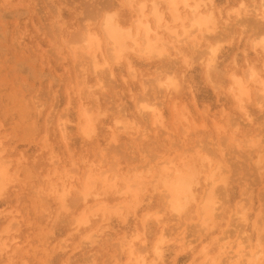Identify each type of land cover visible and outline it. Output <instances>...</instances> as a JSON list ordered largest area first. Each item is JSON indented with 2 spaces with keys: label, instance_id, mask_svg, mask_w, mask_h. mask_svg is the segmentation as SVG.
Returning a JSON list of instances; mask_svg holds the SVG:
<instances>
[{
  "label": "rangeland",
  "instance_id": "1",
  "mask_svg": "<svg viewBox=\"0 0 264 264\" xmlns=\"http://www.w3.org/2000/svg\"><path fill=\"white\" fill-rule=\"evenodd\" d=\"M151 1L0 0V264H264V0H188L215 26L185 43L190 8L173 22L159 2L157 26ZM106 15L139 37L142 17L166 55L114 60ZM168 75L177 87L160 85ZM160 167L182 170L176 199ZM90 169L109 187L84 199Z\"/></svg>",
  "mask_w": 264,
  "mask_h": 264
},
{
  "label": "bare ground",
  "instance_id": "2",
  "mask_svg": "<svg viewBox=\"0 0 264 264\" xmlns=\"http://www.w3.org/2000/svg\"><path fill=\"white\" fill-rule=\"evenodd\" d=\"M128 1H130V3H131V1H133V0H128ZM187 1L188 0H152L150 2L151 3V8L149 9L148 13H149L150 16H152L153 20L155 21V24L158 26L160 24V22L164 18L163 11L159 9L158 5H159V2H163V3H165L167 5L166 6V10H167L169 16L171 17V20L173 22H177V21L183 22L184 20H186L187 16H182V14H180L179 3H181L184 6H186V7L188 6L190 8V10L188 12L189 14L187 13L188 14L187 21H189V23H188L189 25L187 26L188 28H184V34H187V32H189L190 30L192 31V29H194V28L197 29V31L199 33H201L199 30L205 28L206 31H207V34L204 33V35H206V36L209 35L210 36L211 35L210 33L214 29L209 27V25H211L212 27L215 26L214 25L215 24L214 23V17H212V13L211 12L210 13H208V12L207 13L200 12L199 11V6L200 5H199L198 1H196L193 6H189ZM146 2H147V0H146ZM241 5H242V3H241ZM138 7H139L138 8L139 15H141L142 17H145V14H144V9L146 7L145 2L142 3L141 5H139ZM232 11H234V10H232ZM236 13H237V11H236ZM142 17H138L136 19V21H135V26H136V29H137L136 31L138 32L140 30V32H142L140 37H139L138 33H135V34L132 33L130 28H127V27H124V26H121L120 24H118L114 20V17L112 15H106L104 17V19L102 20V24H101V30H102V32L104 34L105 39L110 43V48H109L110 53L109 54H110L111 58H113L114 60L118 61V60L122 59L123 56L125 55V53H127V52H133L136 55H138L140 57H145V58H151V57H157L158 58V57H161L163 55H166V54H164V51H165L164 50L165 46H163L164 43H161L163 45H161L159 43L160 44V46H159L158 42H160V38L156 37L154 33H152V35L154 37L153 36L152 37L149 36L151 31H152V28L149 26V23L146 20H145L146 22H143V18ZM261 17H263V16H261ZM167 26L168 25L166 24V27ZM154 32H155V30H154ZM184 34H183V36H185ZM190 34L189 35L187 34L188 36H185L184 39L182 38L183 40H181V42H180V39H179L181 34H177V36L175 35L177 39L175 38L174 35L172 37H173V39L175 38L176 41L179 42V43H185V42H187L188 39H190L193 36L192 34L191 35ZM216 37H215V39H216ZM85 39H86L87 44H86V47L84 48V52L89 53V52L94 51L96 48H98L99 39H98V37L95 34L87 32L86 36H85ZM173 39H172V41H173ZM165 42H166V40H165ZM166 46H167V44H166ZM219 50H220V46H219L218 43L217 44L214 43L213 45H209L208 50L206 51L207 52V56H208L207 59H206V63L207 64H210L213 61V59L218 54ZM92 66H93V70L94 71H98V69L102 66V64H99L95 60V61H93ZM250 70H251V72L248 73L249 77L252 80L256 81V76H257L256 71L253 68H251ZM128 72H130V73L134 72V68L132 66H129L128 67ZM159 83H160V85H164L165 84L167 88L169 86H174V85L176 86L175 81L173 80L171 75H168L165 78L164 81H160ZM245 84L246 83L243 84L240 81L237 82L239 95L247 97L248 96V90H247L248 88H246ZM261 84H262V88L260 89V93L262 95H264V83L262 82ZM175 86H174V88H175ZM146 108H151L152 111H154L153 107L143 106L144 110H146ZM158 114H155L154 116H160L161 115V114H159V115ZM81 129L85 133L84 126L81 127ZM91 166L93 167V165H91ZM6 167L4 165L0 166V190L6 184V179H7V178H5V176H6ZM161 168H162V170L160 171ZM160 169L158 170V171H160V177H159L160 179L159 180L163 184L167 185L168 190L170 191V194L172 195L173 199H176V196H178L180 193H183L184 190H186L188 188L187 180L186 181L182 180V178L185 177V176L181 175L182 170L176 169L174 171L175 173L173 172L172 175H171V171H169V169L165 170L166 168L163 169V167H160ZM97 171H98V169H97ZM97 181H100L102 183V188H101L102 190L105 191V189L109 187L108 180L105 177L101 178L99 176V174H97L92 169H90L89 172L87 173V175L85 176V178L83 179V183H82V190L81 191H82V196L84 197V199H87L88 196L92 194L91 190H94V187H95V184H96ZM134 181H135V179H134ZM129 182H130V180H128L127 184L124 187H122L124 189H123L122 193H119V195L131 192V187H130ZM54 185H55V183H54ZM52 186H53V184H52ZM52 186L50 185V187H52ZM53 188H54V186H53ZM62 188H63L62 193H58L57 192L58 199L61 200V201H63V199L65 197V194H66V191H65L66 188H65L64 182L62 184ZM117 194H118V192H117ZM206 200L210 201V198L206 197ZM176 205L178 206V204H176ZM116 208H118V207L116 206ZM116 208L114 210H117ZM120 208L121 207H119V209ZM204 208L209 210V205H206ZM109 209H108V207L105 204H103L101 202L97 206L95 205L94 211H96V212L97 211L106 212ZM84 222L85 221H83V219H78L77 220L78 224H81V223H84ZM161 240H162V237H159V241H161ZM126 245H127L128 249H129V253L131 254L132 253V250H131L132 240H128ZM2 248H5V247H0V249H2ZM159 251H160V249L156 248L155 253L157 255H159L160 254Z\"/></svg>",
  "mask_w": 264,
  "mask_h": 264
},
{
  "label": "crops",
  "instance_id": "3",
  "mask_svg": "<svg viewBox=\"0 0 264 264\" xmlns=\"http://www.w3.org/2000/svg\"><path fill=\"white\" fill-rule=\"evenodd\" d=\"M130 196H125L124 201H128ZM123 199V198H122ZM122 201V200H121Z\"/></svg>",
  "mask_w": 264,
  "mask_h": 264
}]
</instances>
